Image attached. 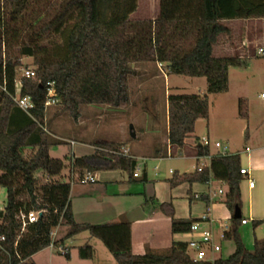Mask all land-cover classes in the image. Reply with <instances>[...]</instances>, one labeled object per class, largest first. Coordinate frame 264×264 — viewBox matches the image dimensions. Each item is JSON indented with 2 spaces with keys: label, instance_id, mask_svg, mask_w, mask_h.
Segmentation results:
<instances>
[{
  "label": "trees",
  "instance_id": "16d2710c",
  "mask_svg": "<svg viewBox=\"0 0 264 264\" xmlns=\"http://www.w3.org/2000/svg\"><path fill=\"white\" fill-rule=\"evenodd\" d=\"M158 1L154 21L133 22L130 15L137 0H0V188L5 190L0 211V235L5 237L0 264H34L33 255L48 248L55 228V244L65 245L87 233L101 241L114 264H195L182 241H171L164 252L146 250L135 255L131 223L127 221L76 223L70 210L72 183L61 179L63 162L49 156V148L60 143L52 141L46 131L48 84H53L61 110L76 119L84 105L125 107L129 102L128 80L135 75L131 64L140 55L165 62L172 74L205 78L210 95L227 90L230 67L245 66L239 58L213 57L212 47L219 36L230 34L223 22L264 19V0ZM189 42V49L180 48ZM22 58L32 60L30 70L34 73L31 79H20V96L29 97L34 106L28 113L12 100ZM207 117L206 96H168L170 153L184 150L196 121ZM120 149L114 144L96 146L89 156L70 157L69 166L79 172L120 171L132 179L137 162L129 153L122 155ZM192 149L197 156H210L209 167L191 174L173 173L169 187L217 181L227 189L223 203L232 215L235 207L240 208V156H211L209 148L199 145L197 139ZM37 172L45 178L41 184L35 177ZM199 199L209 205L207 197ZM193 200L190 197L189 202ZM158 209L169 219L172 236L186 234L193 223L202 222L175 219L170 203L160 204ZM31 212L40 213L38 220L21 232L19 216ZM242 220L231 218L223 233V241L234 246L232 254L211 264H264V238L254 236L252 250L246 249L239 234ZM263 225V220L251 221L253 232ZM77 255L80 260H91L94 250L84 244L77 248Z\"/></svg>",
  "mask_w": 264,
  "mask_h": 264
},
{
  "label": "rangeland",
  "instance_id": "374dc122",
  "mask_svg": "<svg viewBox=\"0 0 264 264\" xmlns=\"http://www.w3.org/2000/svg\"><path fill=\"white\" fill-rule=\"evenodd\" d=\"M159 13L158 0H137L136 10L130 15V20L154 21ZM230 31L229 35H221L215 45L214 57L239 58L245 62L244 67H230L227 72V90L220 94H207L206 79L190 78L170 73L165 62L149 61L147 56H141L131 64L135 75L128 80L129 102L125 107L116 109L102 105H84L78 110L79 115L74 119L68 112L62 111L57 103L47 108L45 126L52 141L60 144L49 148V156L52 159L63 162L65 168L61 174L63 182L71 181V168L69 159L72 152L85 148H95L104 144H114L126 147L129 154L139 156L138 173L143 181V170H146V187L148 197L154 196L160 202H172L176 218L196 219L202 216L198 208L200 201L188 205L186 199L175 198L172 195L167 180L172 173H191L195 169V160L176 156L170 159L148 158L157 151L167 154V98L171 95H196L206 96L208 101L207 119H199L194 126V133L185 141V150L191 151L195 140L205 138L209 143L211 156L222 153V149L215 148V143H220L229 154H238L243 166L249 168L250 178L256 185L255 191H260L264 186V19L237 20L222 23ZM154 27L153 37L156 38ZM191 39L190 41H192ZM191 42L180 45L183 50L189 49ZM262 50L263 53L259 51ZM30 58H22L19 72L23 69H31ZM242 114V116L240 115ZM130 126L132 130L130 131ZM135 138H131L130 133ZM77 143L72 147L73 143ZM87 147V148H88ZM250 150L249 154L244 149ZM171 155L173 153L168 152ZM27 154V153H26ZM76 154V153H75ZM147 157V158H145ZM79 171L74 170V174ZM82 171H80L81 173ZM36 179L41 184L45 178L37 172ZM247 179L243 182L244 186ZM136 184L130 188L135 190ZM73 186V182H72ZM74 187V186H73ZM90 186H76L70 193L71 202L77 209V216L81 220H90V224L98 225L102 219L103 209L107 213L125 212L120 221H135L143 218L145 211L142 208H151L148 202L144 205V198L139 195L132 200H126L121 205L112 203L100 194L85 198L77 195H89L86 192ZM117 190V186H112ZM111 187V188H112ZM84 189V191H82ZM211 192H216L224 187L211 183ZM114 192L113 190L109 191ZM142 192L139 191L137 193ZM191 197V195H189ZM262 196L254 195L251 199L246 192L240 196L241 214L247 217L249 203L257 209L262 206ZM98 199L101 204L95 206ZM5 202V190L0 188V205ZM109 205H113L109 206ZM195 207V208H194ZM139 208V209H138ZM211 219L215 221L211 228L212 234L217 238L229 224L231 213L223 205V196L218 195L209 206ZM154 248L165 250L169 238L168 218L165 217L154 205ZM115 222V221H107ZM106 224V223H103ZM239 234L245 246L253 247V231L251 223L248 226H240ZM139 230H132L133 253L137 254L139 242ZM256 238H264V228L255 232ZM179 241L186 242V236H178ZM217 242H220L217 240ZM87 244L94 250L91 260H80L77 248ZM221 252L214 254L213 258H226L232 254L234 246L232 242H220ZM68 248V256L65 257L55 251L46 248L32 257L34 264H114V260L105 246L95 238H90L87 233L79 234L65 242ZM190 259L195 264H211L208 256L203 262H195L190 254Z\"/></svg>",
  "mask_w": 264,
  "mask_h": 264
},
{
  "label": "crops",
  "instance_id": "0c3cea01",
  "mask_svg": "<svg viewBox=\"0 0 264 264\" xmlns=\"http://www.w3.org/2000/svg\"><path fill=\"white\" fill-rule=\"evenodd\" d=\"M219 37L217 38V41H218ZM217 41L212 47V56L214 55L215 45L217 44ZM215 58H221V57H215ZM72 143H73L72 147L75 146V145H78L77 143L76 144L74 142H72ZM80 145H82L81 149H79V150L77 149V151L75 152L76 154L73 153V152L71 153L74 158H79V157H83V156H89V155H91L93 153V151L95 149L94 147L93 148H89L88 146H87L88 148L87 147L85 148L84 147V146H86L85 144H81L80 143ZM126 147H121V148H126ZM168 152H170V151L167 148V154L166 155L163 152L159 153V154L158 153H153V155L149 156L148 158L170 159V158H174L176 156H180V157L185 158V159L191 158V159L195 160V162H196L194 171L196 170V168H197V166L199 164V161H198L197 157H199V156H197L195 154L193 149H191V151H187V150L184 149V150L176 152L174 155H171ZM133 156H134V158H135V160L137 162V165H136L134 174L132 176V179H129L128 176L124 172H120V171L99 172V173H94L95 178H96V182L94 184H92V185H81L75 180V178L80 174V172H77V173L74 174V170H71V176L70 177H71L72 180H74L73 181V186L74 187H76V186H83V187L90 186V187H88V189L86 191V192L90 193L89 195H77V196L82 197V198H85L87 196H89V198H90V197L96 196V194L97 195L100 194L105 199L111 200L112 203L115 202V204L117 206V205L123 204V202H125L126 200H132V199L137 198L139 195H142L143 198H144V205H146L148 202H150L152 207L151 208L149 207L147 209L142 208V210L145 211V214L142 213L143 218H140V219L135 220V221L134 220L133 221H127V222L131 223V238H133L132 230L134 228H137L139 230V235L138 236L140 238H139V242H138V246L137 247H138L140 252H138L135 255H142V254L145 253L146 250H151V251H156V252H164L165 250L168 249L169 244H170L171 241H179L177 239V237L178 236H184V235H173L172 236L170 234V231H168L169 232V238H168L169 241L166 244L167 248L165 250L154 248V213L156 214V212L154 211V205H157V207H158L160 204L170 203L172 205V208H173V204H172L171 201L170 202H160L154 196V194L151 197L147 196L146 187L148 186L147 184H149V183L146 180L147 178H146V170L145 169L143 170V178H142L143 181H142V184L141 185L136 184V182L141 179L140 173H138V170H139V168H138L139 156H137V155H133ZM145 158H147V157H145ZM240 164H241V168H246L245 166H243V163L241 162V159H240ZM247 169L249 170V168H247ZM193 172H191V173H193ZM191 173H182V174H191ZM178 174H180V173H178ZM249 174H250V171H249ZM245 179L246 178L242 177V181H241V183L239 185L240 196L243 194V192H246L247 195H249V197L251 199L253 198L254 195H257V198H260V197H258V195H260V196L263 195V196H262V206L260 208L255 209L251 205V203H249L248 209H247V217L248 218H245L244 216H242L241 210H240V215H241L242 219L247 221L246 225H241L243 227L248 226V222L249 221H250V223L253 220H263L264 221V186L262 187V189L260 191L259 190L255 191L256 190L255 183H254L253 188H249L247 182H246L247 184L242 186V184L245 181ZM249 179L252 180L250 178V175H249ZM168 180H167V182H168ZM211 183H217V184H219V185L224 187L223 193L221 194L223 196V201H224V195L226 194L227 189H226V187L224 185H222L221 183H219L217 181H210L208 184H205V185L193 184V185L189 186L187 184H183V185H180V186H178V187H176L174 189H171L169 187V189L172 192V195H175V198L186 199L187 202H188V205H190L193 202L200 201L201 205L198 208H196V209L199 210V212L202 213V216H206L208 218L207 222H204V223L201 224V226L203 228H211L212 225L215 223V221L211 219V214L209 215V213L211 211L209 209V206H210V204L212 202V199H214L218 195H216L214 197L210 196V195H212L214 193V191L211 192V190L209 189ZM133 184L134 185L136 184V187H135L136 189L135 190L130 188L131 186H133ZM115 185L117 186V190H114L113 187H112V186H115ZM168 185H169V183H168ZM73 186H71L70 193L74 189ZM111 190H113L114 192L110 193L109 191H111ZM141 190H142V192L137 193V192H139ZM82 191H84V189H82ZM189 195H191V197L194 199L192 202H189V199H190ZM72 196L74 197V195H70V210H71V213H72L73 220L76 223H88V224H90V222H89L90 220H85V219L81 220L80 218H78L77 212L79 210H78V207H77V209L74 208V206H73V204L71 202ZM201 196L207 197V200L209 202L208 206L206 205L205 201L199 199V197H201ZM94 204H95V206H99L101 204V202L98 199H95ZM223 205H224V203H223ZM106 206L107 205H105V208L102 211L103 212V215H101L102 219L99 220V222H97L98 224L107 223V221L119 222V219L121 217H124L125 212L122 211V210H120L118 212L115 211V213H113V214L112 213H107L106 212V208H108V207H106ZM109 206L113 207V205H109ZM224 207H225V205H224ZM225 209L227 210L226 207H225ZM239 209H241V202H240V208ZM173 211H174V208H173ZM232 216H233V214L230 215V217H229V224L227 225L226 229L223 232L219 233V235L217 236V240H219L220 239V235L223 234L228 229V227L230 225V219L232 218ZM201 217L200 218H196V219H201ZM174 218L182 220V219H189L190 217H188V218H176L175 214H174ZM115 222H109V223H115ZM168 224H169V219H168ZM261 228H264V225L261 226V227H258L256 230H254L253 235L255 237H256L255 232L258 229H261ZM219 241L223 242V239L219 240ZM227 242H229V241H227ZM245 247L248 250H252V247H249V246H245ZM220 248L222 250L221 245H220ZM132 250H133V239H132Z\"/></svg>",
  "mask_w": 264,
  "mask_h": 264
},
{
  "label": "built area",
  "instance_id": "2783aa9c",
  "mask_svg": "<svg viewBox=\"0 0 264 264\" xmlns=\"http://www.w3.org/2000/svg\"><path fill=\"white\" fill-rule=\"evenodd\" d=\"M259 52L263 53L262 50H260ZM19 73L20 74L15 81V94L13 95L12 100L17 105L18 108H20L22 111L28 113L30 110L33 109L34 106H33V103L29 97L20 96V89H21L20 79L21 78L31 79L34 77V73L30 69H24V70L22 69ZM2 91L5 92V88H2ZM55 95L56 94H55V91L53 89V84H48L47 100L45 103V105L47 107H50V106H52L58 102ZM260 98L264 99V95H260ZM199 145H201L202 147L209 148L208 140L205 138H203L199 141ZM215 148L222 149L223 152L219 153V154L225 155L228 153L225 151L226 149L224 147H222V145L220 143H215ZM120 152L122 153V155H127L128 149L121 148ZM244 152L246 154H249L250 150L248 148H245ZM197 159L199 161V164L196 168V170L198 172H200L204 167H209L210 156H203V157L199 156V157H197ZM239 173L242 177L247 179L248 187L253 188L254 182H253V180L249 179V175H250L249 170L246 168H241ZM75 180L81 185H92L96 182V178H95L94 173H92L89 170L82 171L75 178ZM73 181L74 180L71 179L70 182L72 183ZM222 193H223V191L219 189L217 191V193L214 192L210 196L214 197L216 195H221ZM3 208H4V204L0 205V211H2ZM39 214L40 213H37V212L36 213L31 212L27 215L20 214L19 220L21 222V232H23L25 230L26 225L37 222ZM201 220H202V222L193 223L189 228V232L186 234H183L184 236H186L188 238V241H186V243H187V247H186L187 254H188V256L191 254L193 256V259L195 260V262H203L205 259L208 258V256H210L211 262H213L216 260L215 258H213V255L217 254L221 251L220 243L217 242V238L214 236V234H212L211 230L203 228L201 226L202 223L208 221V218L206 216H202ZM246 224H247V221L243 219L241 221V225H246ZM56 231H57V228L53 229L52 232L50 233V237H51L52 241H51L50 245L48 246V248L55 251L58 254L65 256V254L68 253L67 246L55 244V242H54L56 239ZM222 239H223V234L220 235L219 240H222ZM4 242H5V237L3 235H0V248H2V245Z\"/></svg>",
  "mask_w": 264,
  "mask_h": 264
},
{
  "label": "water",
  "instance_id": "95a60500",
  "mask_svg": "<svg viewBox=\"0 0 264 264\" xmlns=\"http://www.w3.org/2000/svg\"><path fill=\"white\" fill-rule=\"evenodd\" d=\"M131 130H132V126H130V131ZM130 136H131V138H135V135L132 132L130 133ZM240 217H241V215H240V209L238 207H235L232 218L235 219V220H237Z\"/></svg>",
  "mask_w": 264,
  "mask_h": 264
}]
</instances>
